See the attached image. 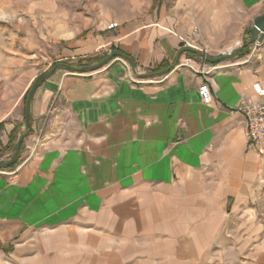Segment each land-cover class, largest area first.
Instances as JSON below:
<instances>
[{
	"label": "crops",
	"instance_id": "obj_1",
	"mask_svg": "<svg viewBox=\"0 0 264 264\" xmlns=\"http://www.w3.org/2000/svg\"><path fill=\"white\" fill-rule=\"evenodd\" d=\"M154 3L128 0L131 17L144 10V21L96 40L132 57V72L117 58L86 75L58 71L34 92L33 122L58 94L77 136L0 173V262L217 264L216 250L234 239L223 233L238 227L231 219L251 215L239 207L264 159L236 107L256 98L252 83L264 87V37L250 43L248 31L264 0ZM185 45L233 55L209 63L178 55ZM203 81L209 103L198 95ZM53 111L57 125L60 106Z\"/></svg>",
	"mask_w": 264,
	"mask_h": 264
},
{
	"label": "rangeland",
	"instance_id": "obj_2",
	"mask_svg": "<svg viewBox=\"0 0 264 264\" xmlns=\"http://www.w3.org/2000/svg\"><path fill=\"white\" fill-rule=\"evenodd\" d=\"M160 1L154 0V4ZM173 1L167 0V3L171 5ZM127 2L128 0H0V162L11 158L18 138L23 136L15 160L11 166L0 168V173H13L26 162L36 160L44 148L52 145L65 146L77 136V129L69 121L58 94L37 122H33L29 112L30 129L26 127L24 105L27 92L33 81L50 70L53 64H70L81 68L73 72L86 75L118 58L127 73L131 71L130 62L118 56L98 66L111 50L118 48L110 47L109 44L96 45L97 39L114 33L118 28L144 21L145 11H138L136 17H131ZM116 21V30L107 28L109 23ZM244 46L243 41H240L236 50L243 49ZM86 66L94 68L85 69ZM58 71L62 73L71 70L58 67L52 74ZM50 76L38 84V87ZM54 104L61 108L58 115L62 120L57 125L53 123ZM68 125L69 133H66L65 127ZM261 154L264 159V151ZM256 176V184L249 186L248 199L242 201L239 207H251L253 211L249 216L237 215L231 219L237 221L238 227L236 231L223 235L234 238L230 244L232 247L223 244L224 248L216 250L218 256L215 260L220 262L217 264L241 263L244 260L256 262L257 258L264 256V253L260 254L264 252V168ZM231 209V200H228V215ZM10 246L7 248L9 253L12 251ZM209 252L212 260L215 249H210Z\"/></svg>",
	"mask_w": 264,
	"mask_h": 264
},
{
	"label": "water",
	"instance_id": "obj_3",
	"mask_svg": "<svg viewBox=\"0 0 264 264\" xmlns=\"http://www.w3.org/2000/svg\"><path fill=\"white\" fill-rule=\"evenodd\" d=\"M248 31L251 34L250 43L259 44L262 41V39L264 37V12L262 14L257 15V16H255L253 18L252 24L249 27ZM246 44L247 43H244V45H246ZM183 51H191V52L199 53L200 56L203 57L204 60H206L209 63H217V62L229 59L233 55L231 53H226V54H221L219 56H209V55L205 54L204 52H200L196 48H193V47L188 46V45L182 46L181 49L178 52V55H180L181 52H183ZM116 56L125 58L126 60H128L130 62V64L133 67H135L134 60L130 56H128L125 53H123L122 51H120L119 49L111 50L110 54L107 55L105 58H103L99 62L98 66L106 64L109 60H111L113 57H116ZM175 62H177V59H176ZM58 67H63V68H66L68 70H71V71H77V70L81 69V68H77L75 66H72V65L66 64V63H55L50 68V70H48L44 74L39 75L33 81V83L31 84V86H30V88H29V90L27 92V95H26V98H25V105H24L25 106L24 107V120H25L26 127L28 129H30V124H29L30 102H31V99H32V97L34 95V92H35L36 88L38 87V84H40L45 78L50 76L54 72V70L56 68H58ZM87 68L88 69H92L94 67L93 66H86L85 69H87ZM166 71H168V69L164 70V72H166ZM143 75L146 76V75H149V74L148 73H144ZM22 138H23V136H20L18 138L16 146H15V152L11 156V158L8 161L0 162V168L7 167L11 163H13V161L15 160V158H16L18 152H19V147H20V143H21Z\"/></svg>",
	"mask_w": 264,
	"mask_h": 264
},
{
	"label": "built area",
	"instance_id": "obj_4",
	"mask_svg": "<svg viewBox=\"0 0 264 264\" xmlns=\"http://www.w3.org/2000/svg\"><path fill=\"white\" fill-rule=\"evenodd\" d=\"M117 26V22H111L107 28L113 29ZM252 90L256 98L241 100L236 110L245 118V135L249 146L261 154L264 151V87L259 82H254ZM198 95L204 103L211 101V94L205 81L199 85Z\"/></svg>",
	"mask_w": 264,
	"mask_h": 264
},
{
	"label": "trees",
	"instance_id": "obj_5",
	"mask_svg": "<svg viewBox=\"0 0 264 264\" xmlns=\"http://www.w3.org/2000/svg\"><path fill=\"white\" fill-rule=\"evenodd\" d=\"M245 51H247V49H246V48H243V49H241L240 53H244ZM9 166H11V164L8 165V167H9Z\"/></svg>",
	"mask_w": 264,
	"mask_h": 264
}]
</instances>
